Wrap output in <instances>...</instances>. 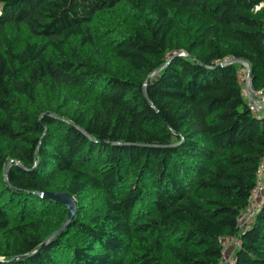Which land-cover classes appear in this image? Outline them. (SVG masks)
I'll use <instances>...</instances> for the list:
<instances>
[{"label": "trees", "instance_id": "trees-1", "mask_svg": "<svg viewBox=\"0 0 264 264\" xmlns=\"http://www.w3.org/2000/svg\"><path fill=\"white\" fill-rule=\"evenodd\" d=\"M260 3L0 0V264H264Z\"/></svg>", "mask_w": 264, "mask_h": 264}, {"label": "built area", "instance_id": "built-area-1", "mask_svg": "<svg viewBox=\"0 0 264 264\" xmlns=\"http://www.w3.org/2000/svg\"><path fill=\"white\" fill-rule=\"evenodd\" d=\"M264 6V3H260L254 7V11L260 10ZM180 55H185L184 53H180ZM218 63V62H217ZM222 64H238V79L242 85V93L244 97L247 99V103L249 106V110L252 114L257 115L261 110L264 109V85L260 88H254L251 78V70L249 65L239 59H234L232 57H226ZM220 64V63H219ZM264 175V158L260 161L257 170V180L256 186L253 188L250 194L249 204L237 217L238 225L241 229H243V223H249L251 218L253 217L255 210L259 207V199L264 196V186L262 184V176ZM221 243L223 245L222 255L224 252L225 241L229 240L234 243V247L239 245V239L234 237L229 238H221ZM233 247V248H234ZM223 258V256H222ZM230 263V262H229ZM228 263V264H229Z\"/></svg>", "mask_w": 264, "mask_h": 264}, {"label": "water", "instance_id": "water-1", "mask_svg": "<svg viewBox=\"0 0 264 264\" xmlns=\"http://www.w3.org/2000/svg\"><path fill=\"white\" fill-rule=\"evenodd\" d=\"M43 197L51 198L61 204H63L66 207L67 210V220L66 223L63 226H66L76 212V200L74 197H72L70 194L66 192H45L43 194Z\"/></svg>", "mask_w": 264, "mask_h": 264}, {"label": "rangeland", "instance_id": "rangeland-1", "mask_svg": "<svg viewBox=\"0 0 264 264\" xmlns=\"http://www.w3.org/2000/svg\"><path fill=\"white\" fill-rule=\"evenodd\" d=\"M245 99H246V97H245ZM246 101H247V99H246ZM259 113L264 114V109L261 110ZM66 220H67V215H66ZM233 247H234V243L232 241H229V240L225 241V247H224L225 250L223 252V258H222L221 264H228L232 260V258H233Z\"/></svg>", "mask_w": 264, "mask_h": 264}, {"label": "crops", "instance_id": "crops-1", "mask_svg": "<svg viewBox=\"0 0 264 264\" xmlns=\"http://www.w3.org/2000/svg\"><path fill=\"white\" fill-rule=\"evenodd\" d=\"M262 184L264 186V175L262 176ZM263 199H264L263 197L259 199V202H258L259 205H260V203L262 202Z\"/></svg>", "mask_w": 264, "mask_h": 264}, {"label": "clouds", "instance_id": "clouds-1", "mask_svg": "<svg viewBox=\"0 0 264 264\" xmlns=\"http://www.w3.org/2000/svg\"><path fill=\"white\" fill-rule=\"evenodd\" d=\"M263 198H264V196H263Z\"/></svg>", "mask_w": 264, "mask_h": 264}]
</instances>
